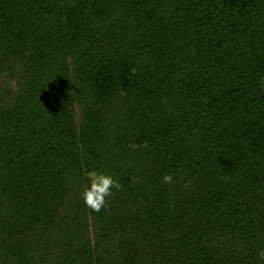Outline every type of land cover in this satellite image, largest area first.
I'll return each mask as SVG.
<instances>
[{"label": "trees", "instance_id": "1", "mask_svg": "<svg viewBox=\"0 0 264 264\" xmlns=\"http://www.w3.org/2000/svg\"><path fill=\"white\" fill-rule=\"evenodd\" d=\"M93 170L121 185L99 212ZM261 248L264 0H0V264Z\"/></svg>", "mask_w": 264, "mask_h": 264}, {"label": "clouds", "instance_id": "2", "mask_svg": "<svg viewBox=\"0 0 264 264\" xmlns=\"http://www.w3.org/2000/svg\"><path fill=\"white\" fill-rule=\"evenodd\" d=\"M89 185L84 188L81 197L85 206L92 212H99L106 204V198L111 197L113 188L119 190L120 183L114 179L110 174L97 172L95 170L87 173ZM165 183H172L171 175L164 176ZM257 255L260 260H264V248L257 250Z\"/></svg>", "mask_w": 264, "mask_h": 264}]
</instances>
